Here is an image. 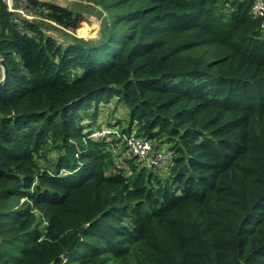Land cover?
Listing matches in <instances>:
<instances>
[{"label":"trees","instance_id":"trees-1","mask_svg":"<svg viewBox=\"0 0 264 264\" xmlns=\"http://www.w3.org/2000/svg\"><path fill=\"white\" fill-rule=\"evenodd\" d=\"M254 1L0 0V264H264ZM98 6L101 40L72 37ZM134 127L167 168L121 146Z\"/></svg>","mask_w":264,"mask_h":264},{"label":"built area","instance_id":"built-area-1","mask_svg":"<svg viewBox=\"0 0 264 264\" xmlns=\"http://www.w3.org/2000/svg\"><path fill=\"white\" fill-rule=\"evenodd\" d=\"M8 1L9 0H5ZM26 0H21L20 4H23ZM9 4V3H8ZM12 11V9H11ZM19 15L21 14L22 17L27 19H35V16H31L25 12V9L20 6L18 10ZM251 14L256 18H263L264 19V0H255ZM110 133H115L110 129L106 128L101 131L95 132L93 137H102L105 135H109ZM127 144L129 146V153L132 158H137L140 162H144L145 165L149 168H167L170 164L172 159L171 153L168 151L163 150H155L154 149V142L150 140L143 139L137 136V127H134V131L132 136L127 138Z\"/></svg>","mask_w":264,"mask_h":264},{"label":"rangeland","instance_id":"rangeland-1","mask_svg":"<svg viewBox=\"0 0 264 264\" xmlns=\"http://www.w3.org/2000/svg\"><path fill=\"white\" fill-rule=\"evenodd\" d=\"M11 1L15 2V0H11ZM62 1H63L64 5L70 4V3H74L72 5L75 6L77 0H62ZM19 2L21 3V1L20 0L18 1V4L20 5ZM22 2H23V0H22ZM96 8L99 10V14L100 15H91V16L86 15L85 16V19L89 21V27H88L89 30H88L87 36L82 37L80 35H77L75 32H71L70 35L72 37H74V38H82V39H85L87 41L88 40L89 41H95L96 43L99 40H101L102 35H103V22H104V17H106V14L101 11V8L99 6L96 7ZM17 14H19V13L17 12ZM20 16H21V14H20ZM114 101H118V100L116 99ZM115 104H113V105H112V103L110 105L103 104L100 107V112H101L100 113V118L103 120V117L107 116L105 114H109L110 116L114 115L115 116V121L117 119H125V121L123 122L124 126L128 127L129 126V121H130L128 113L126 112V110L123 111V109L120 108V107L115 109ZM102 120H99L100 123H98L97 126L103 125L104 121H102ZM104 120H105V118H104ZM110 120H112V118H110ZM103 126L107 127V124L105 123ZM94 129H95V131H94L93 135H95V132L100 131L99 127H95ZM95 138H97V137H95ZM112 140H113V138H111L109 141H112ZM123 144H124V147H127L128 148L127 150L129 151V146L127 144L125 145V143L123 142L121 144L122 147H123ZM126 155H129V153H126Z\"/></svg>","mask_w":264,"mask_h":264},{"label":"water","instance_id":"water-1","mask_svg":"<svg viewBox=\"0 0 264 264\" xmlns=\"http://www.w3.org/2000/svg\"><path fill=\"white\" fill-rule=\"evenodd\" d=\"M42 2L49 3L52 5H56V6L71 8V7H67L66 5H64L62 0H43ZM28 20H34V19H28ZM0 66L2 68V75H3L2 80L0 81V87H1L6 83L8 79L9 69L3 58H0Z\"/></svg>","mask_w":264,"mask_h":264},{"label":"crops","instance_id":"crops-1","mask_svg":"<svg viewBox=\"0 0 264 264\" xmlns=\"http://www.w3.org/2000/svg\"><path fill=\"white\" fill-rule=\"evenodd\" d=\"M20 1H21V0H20ZM38 1L42 2L43 0H38ZM8 3H9L8 5H9L10 9H12L13 12L17 13L18 10L20 9V5H21V4L19 5V4H18V1H16V0H15V2L9 0ZM19 3H20V2H19ZM76 3H77V1H76ZM72 4H74V3L66 4V6H67V7H71L72 9H73L74 7L76 8V5L74 6V5H72Z\"/></svg>","mask_w":264,"mask_h":264}]
</instances>
